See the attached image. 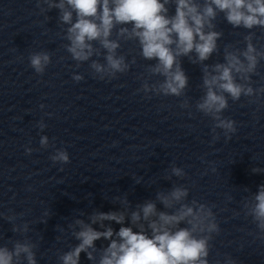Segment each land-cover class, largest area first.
<instances>
[{
    "label": "clouds",
    "instance_id": "clouds-1",
    "mask_svg": "<svg viewBox=\"0 0 264 264\" xmlns=\"http://www.w3.org/2000/svg\"><path fill=\"white\" fill-rule=\"evenodd\" d=\"M173 6L174 14L171 13ZM37 7L42 13L58 10V22L66 26L63 28V38L68 41L64 45L66 51L76 67L90 61L92 75L100 80L115 79L136 63L135 57L129 63L124 55L118 54L121 41H136L139 55L144 60L154 61L147 71L163 78L153 84L144 80L138 91L145 94L183 96L189 77L182 67V58L202 65L204 95L195 107L214 121V140L219 138L216 129H222L229 139L237 130L236 122L223 116L229 107V97L236 102L242 96L258 99L264 94V87L251 86L252 76L264 60V46L257 48L253 42L256 38L253 29L264 31V0H37ZM221 14L232 28L247 30L243 36L245 47L225 45L223 62L205 63L219 52L218 41L223 31L217 30L215 21ZM113 32L115 38H112ZM102 54L104 63L92 59ZM28 59L35 73L43 75L51 63V54L33 52ZM72 79L80 82L84 76L73 74ZM250 102L255 101L250 99ZM180 106L191 107L188 100ZM38 127L42 131L47 125L41 120ZM39 143L41 148L50 146L46 135L41 136ZM25 150L28 154L33 151ZM50 159L54 164L70 163L64 149H56ZM170 171L166 177L169 181L173 176H186L185 171L175 165ZM252 172L261 173V170L253 168ZM188 196L187 187L173 185L168 191H157L155 199L138 203L134 209L127 196H116L113 200L120 205L117 210H93L87 219L79 218L85 216L81 211L67 225L78 243L58 255L60 264H80L82 253L90 264H209L210 241L220 227L211 207L195 199L186 202ZM244 209L264 238V184L245 200ZM48 215L46 212L45 216ZM6 219L12 222L15 217ZM41 222L47 223V220ZM113 223L120 225L118 230ZM28 231L27 224L12 227L14 233ZM100 240L107 244L97 247L96 242ZM36 247L30 239L16 240L11 248L2 245L0 264H22L23 261L37 264ZM224 264H236V261L227 256Z\"/></svg>",
    "mask_w": 264,
    "mask_h": 264
}]
</instances>
